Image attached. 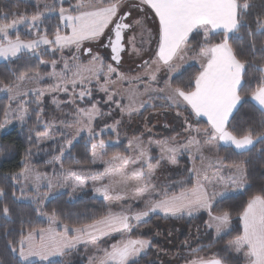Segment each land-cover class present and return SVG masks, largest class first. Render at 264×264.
I'll return each instance as SVG.
<instances>
[{
    "label": "snow or ice",
    "instance_id": "obj_1",
    "mask_svg": "<svg viewBox=\"0 0 264 264\" xmlns=\"http://www.w3.org/2000/svg\"><path fill=\"white\" fill-rule=\"evenodd\" d=\"M59 4V21L66 31H61L60 27L49 34L47 28L41 29L43 18L50 13L57 11L55 5ZM68 3V7L63 5ZM143 6L141 11L143 19L136 18L132 23L126 21L132 19L131 9L124 11L125 5L122 0H53L49 4L37 5V10L31 15L15 12H0V58L5 60L19 59L24 55L36 57L40 65L51 64L52 72L41 75L40 67L30 70L29 73H22L15 83L5 84L3 89L9 93L11 101H20L16 111L21 112L20 119L23 120L28 115L24 104L32 103L27 100L29 94L34 95L35 102L39 105L40 98L45 91L51 93L63 92L67 94L69 88L72 95L84 101L86 97H91L92 88L88 87L93 83L100 86L108 97V101L121 108V112H127L129 116L140 114L149 107H168L177 109V115H181L179 109L189 112L195 117H206L207 126L203 129L195 128L188 123L186 131L189 135L184 141H177L175 138L162 141L147 142L148 147L141 138L129 140V146L133 147L138 156H126L114 154L109 161H105L106 171L103 174L88 173L81 174L73 172L71 169L64 170L60 165V180L65 185H70L72 191L83 188L85 183L91 179L97 193H102L105 199H111V193H115L118 199L121 191L131 189L135 192L133 200L139 199L144 205L142 210L134 211L133 206H120L119 211H113L115 205H106V212L98 218H92L90 223L73 227L64 224L58 219L56 209H53L50 216V225L44 229H29L25 234L23 227L19 229V247H16L15 240L6 241V247L13 254H18L19 264H25L29 257H38L40 261H48L49 257L60 255L72 250L80 243H95L102 238L112 237L113 233L120 235L110 248L97 249L102 252V256L96 257L98 264H139V257L145 250L151 247V241L142 238H133L132 233L141 224L147 223L152 215L162 214L165 217L179 218L185 213L189 216L205 211L208 215L206 227L214 229L216 239H222L231 231V212L226 209H217L218 198L226 199L229 195L227 189H235L238 193L247 187H251L247 182L248 161H241L232 165L223 166V158L218 155L205 156L206 151H210L214 146H225L231 148L238 154L250 151L257 143L264 144V64L256 62L254 57L259 56L264 60V40L257 46L255 37H264V18L256 17L254 21L247 19L251 4L249 2L240 3L239 0H139L137 7ZM41 7L43 11H41ZM122 13V14H121ZM149 13L154 14L158 19V47L154 52V58L145 60L140 65L143 69L138 75L128 77L118 71L117 67L105 65L99 54L92 55V60L87 65L76 63L77 56L72 60L63 58V68L56 71L58 63L56 60L45 61L42 55L47 52L63 54L65 49L75 48L77 52L85 41L98 42L102 47L110 48L111 59L117 64L120 63L121 54L125 51V45L132 46L135 54L140 55L143 48V39L140 48L136 47L135 38L128 37V31L135 28H143ZM9 16L13 18L9 20ZM20 24L30 26L29 34L32 38L22 40L17 34L13 39L10 32L17 29ZM113 26V27H110ZM255 25V27H253ZM35 29L33 33L31 30ZM245 31L242 33L241 30ZM107 30V32H106ZM202 35V41L190 44V34ZM247 36L250 38V55L253 59L242 60L239 56L243 49L234 47L235 40H243ZM219 37V39H216ZM107 41L105 44L104 41ZM44 48L42 53L41 48ZM90 55L92 50L86 49ZM198 61V71L190 75L187 80L183 79L184 72L193 65L187 61ZM254 70L257 75H249L248 69ZM75 69V70H73ZM71 73V76H69ZM87 73L88 75H84ZM115 75L117 80H111ZM101 76L104 77V84H100ZM45 78L54 80L55 83L47 87L46 90L28 89V84L38 83ZM119 81H128L138 84L143 88H130L127 99L129 106L125 108L121 100L115 99L118 94L109 91V86ZM255 82V86H253ZM80 91L77 92L76 89ZM247 88V91L245 89ZM245 94L242 96L241 93ZM143 97H147L143 99ZM55 103V101H54ZM72 104L76 100L71 101ZM89 103H91L89 101ZM245 103L252 104L259 113V120L255 118L248 120H238L237 112ZM11 105L4 109L5 123ZM102 115L95 103L90 107L75 109L73 121L77 127V136L83 127L87 128L89 139L95 140L96 134L92 128V122ZM117 124L119 122H116ZM71 123H66L64 129L58 128L61 132V139H64V131L71 128ZM115 128V125L110 126ZM103 132V129H101ZM195 133L194 135L191 133ZM49 136L46 131L37 134V140H45ZM75 137L65 140V145L60 148L61 153L65 151V146L69 149L74 146ZM104 139L91 144L92 159L95 163L97 149L104 153L106 145ZM155 143L159 148V157L150 155V146ZM264 151V149H262ZM195 152V154H193ZM188 153L194 160L197 157L201 160L214 161L216 165L227 168V176L219 169L213 173L215 179L210 180L207 173L201 174L195 167L190 169L191 175L195 174L196 181L191 188H182L179 193L169 194V188L176 187V183L165 187H159L153 183L156 179V172L162 162L176 164L178 154ZM59 160L60 157H56ZM155 160V165L152 161ZM115 162H120V167H116ZM129 166L131 171L129 172ZM31 170L25 167L21 172L12 175L13 181L19 180L21 176L28 177ZM120 177L121 188L111 186L113 178ZM45 176L36 173L33 177V190L36 196L33 198L38 204L42 198H47L49 193H40L41 186L51 191L52 181L41 185V180ZM57 180V183L60 182ZM109 181V183H105ZM183 184L185 181H179ZM16 186V185H14ZM223 187L224 192L217 189ZM0 189V196L6 195ZM23 195V191L21 192ZM152 196H160V199H152ZM15 200V192L12 193ZM147 197V199H145ZM12 209L8 204H3L0 208V215L8 218ZM34 211L39 212L36 208ZM242 221V234L229 240L222 251L215 252L208 258L195 257L188 261V264H264V185L259 191L251 195L239 214ZM22 224L24 221L21 222ZM63 224V230L57 228ZM75 233V235H69ZM8 234H11L9 230ZM38 237V239H37ZM202 249H193V254ZM0 264H4L0 261Z\"/></svg>",
    "mask_w": 264,
    "mask_h": 264
},
{
    "label": "trees",
    "instance_id": "obj_2",
    "mask_svg": "<svg viewBox=\"0 0 264 264\" xmlns=\"http://www.w3.org/2000/svg\"><path fill=\"white\" fill-rule=\"evenodd\" d=\"M249 0H247L248 2ZM74 4L77 0H71ZM240 3L246 2V0H239ZM68 7V3L63 5ZM19 11L21 14H27L31 16L37 7L34 2L28 0H0V12H15ZM13 17L9 16V20ZM43 28L49 30V34L53 32L57 26L61 29V22L57 14L45 17L42 21ZM255 27V25H253ZM245 30L242 29L243 33ZM23 33V32H22ZM202 35L197 33L190 34L189 43L196 44L197 41H202ZM219 39V37H216ZM257 46L264 40V37H255ZM239 45L240 49H243V53L239 56L242 60L253 59L250 55V38L245 36L243 40L234 39V47ZM43 53V51H42ZM57 54L50 52L44 53L42 59L45 61H52L57 58ZM257 63L264 64L259 56V53L254 57ZM186 72H184L183 79L187 80L188 77L198 71L197 64H191ZM40 67V72L47 74L50 72V65H40V61L33 56L24 55L19 59L1 61L0 62V84L15 83L17 77L22 73H29L30 70ZM249 75H257L253 69H248ZM255 86V82H253ZM247 91V88L245 89ZM245 93L242 92L243 96ZM59 98L64 99V103L61 107L57 108L53 103L50 96H46L41 107L44 109L46 117H50L51 113L56 115L59 111H67L69 103L66 98L61 95ZM93 101V100H92ZM91 102V101H90ZM9 100L7 97H0V116L4 115V109L9 106ZM93 103V102H92ZM91 105V104H89ZM36 104L32 102L30 106V114L27 122L22 126H17L1 136L0 139V189H3L6 195L0 196V208L3 204H8L12 209L8 218L0 215V261L4 264H19L18 254H13L6 247V241L15 240L16 247H19V229L23 227L25 234L29 229H41L50 225L49 216L53 209L57 210L58 219L63 221L64 224H69L73 227H79L82 224L91 222L92 218H98L106 212V202L103 198L95 196L91 190L83 191L78 195L71 196L68 192H62L52 197L45 203L42 211H34L36 205L27 201L19 199L20 188L18 182L13 181L10 177L16 173H19L25 166L26 161L31 164L40 172L45 174H52L61 171V168L57 164L50 163L48 160L52 159L54 155L60 152V144L58 141H52L45 144H39L37 140V134L45 132V128L40 124L38 118V111L34 108ZM105 106V105H104ZM66 115V114H65ZM238 120L255 121L259 120V113L253 107L252 104L245 103L243 107L237 112ZM113 118H103L99 121L97 126L103 127L111 124ZM198 122H203L199 119ZM104 138H111L113 134L108 132L102 135ZM128 142L123 141L117 144L106 145L105 155L122 154L128 155L129 150L127 148ZM264 144L257 143L250 151H246L243 154H238L231 148L220 146L218 149V155L223 158L224 162L228 165L239 163L241 161H248V177L247 182L251 187H247L241 193L228 196L226 199L219 200L217 203V209H226L231 212V228L232 231L217 240L214 236L213 229L206 227L208 221V215L206 212H201L199 215L189 219H178L173 217H165L160 215H153L147 221V223L141 224L136 230L133 231V238L148 239L151 241V247L145 250V253L139 257V264H161L160 259L164 254L160 253V247L162 245V237L164 230L167 234L168 227L171 228L172 224H178L174 226V238L176 240L174 246V257L180 259L178 262L183 264L195 257H210L215 252H220L224 248V245L234 239L236 236L242 234L243 227L239 214L243 211V207L246 206L248 198L257 193L264 185ZM180 157L179 163L183 167L184 174L188 175L189 170V157L186 153ZM61 164L64 170L71 169L73 172L82 173H102L104 171V164H94L91 159V142L86 135H82L77 141L74 142V146L66 151ZM184 165V166H183ZM188 176L185 183L178 184L176 187L169 188V193L177 192L185 187L193 185V177L191 176V182ZM174 182L180 179L177 176L172 177ZM182 181V180H181ZM179 182V181H178ZM16 185V186H14ZM15 192V200L12 197V193ZM136 209L141 205L135 204ZM24 221L22 224L21 222ZM11 230V234L8 232ZM171 230H173L171 228ZM121 239L120 235L114 234L112 237H107L99 244L105 243L110 247L113 242ZM112 243V244H111ZM111 244V245H109ZM85 246H79L73 250L66 252L62 257L52 259L46 262L34 261L25 264H89L90 249H86ZM193 249H202L198 253L193 254Z\"/></svg>",
    "mask_w": 264,
    "mask_h": 264
},
{
    "label": "rangeland",
    "instance_id": "obj_3",
    "mask_svg": "<svg viewBox=\"0 0 264 264\" xmlns=\"http://www.w3.org/2000/svg\"><path fill=\"white\" fill-rule=\"evenodd\" d=\"M31 2H34V4L37 5H43L45 2L51 4L53 3V0H28ZM251 4V8L249 9V15L247 19L251 22L254 21L256 17H261L264 18V0H249L248 1ZM122 4L125 5L124 11H129V8L131 9V17L132 19L126 21L128 23H132V20L136 18H141L143 19L142 15V5L140 7H137L139 5V0H122ZM57 11L54 13L47 14L45 17L52 16L57 14L58 15V9L60 5L57 3L55 5ZM43 11V8L41 7L40 9ZM122 14V13H121ZM44 17V18H45ZM43 18V19H44ZM148 25L151 26L148 28ZM41 29H44L42 26V23L40 25ZM110 27H113L110 25ZM156 28V21L151 17V13H149L148 18L143 26V28L137 27L135 28L134 31H128L126 33V39L128 37H134L135 38V43L136 47L140 48L141 45V40L143 39V48L140 51V55H137L133 52L132 46L129 44H126L125 51L122 54V61L119 65H116L114 62L111 61L110 59V52L109 48L102 47L100 43L98 42H89L85 41L82 46L81 50L79 52L76 51L75 48H70V49H65L63 51V54L60 52H56L57 58L55 59L57 62H60L62 60V55L63 58H67L68 60H72V57L75 55L78 57L76 60V63L79 64H85L87 65L89 61L92 60V55L99 54L100 57H102L105 68L104 71H107L106 65L107 64H112L113 67H117L118 71L120 73L125 74L128 77H133L135 75L140 74L143 72V69L140 67V65L143 63L145 60H151L154 58V47L155 43L152 44L151 42V33L155 31ZM29 29L30 26L27 24H20L17 26L16 30H13L10 32L11 37L14 39L15 36L18 34L22 40H29L32 38V35L29 34ZM150 29V30H149ZM68 29H65L63 24H61V31H66ZM149 30V31H148ZM33 33L35 32V29L31 30ZM23 32V33H22ZM107 32V30H106ZM156 38V33H154V39ZM104 43L106 44L107 41L105 40ZM91 49L92 54L90 55L86 49ZM41 51H44V48L42 46ZM51 53V52H50ZM1 61H8L5 60L4 58H0ZM188 63H192V60H188ZM194 64V63H192ZM50 65V72H52V67ZM199 66V65H198ZM63 68V63L60 62L58 63V67L56 68L57 72H60L61 69ZM75 70V69H73ZM48 72V73H50ZM41 73V72H40ZM41 75H46L44 73H41ZM84 75H88L87 73H84ZM69 76H71V73H69ZM111 80L115 81L117 80V77L115 75L111 76ZM55 81L51 79L45 78L44 80L38 82V83H31L27 85V88L24 90L27 91L28 89H41V90H46L47 87L51 84H54ZM100 84H104V77L101 76L100 78ZM5 84H0V97H7L9 100V105H11V111L9 112L8 118H7V123H5V118L4 115L0 116V139L1 136L9 131L10 129L17 127V126H22L24 125L29 117L30 114V106L32 103H27L24 104V107L27 108L28 115L25 116L23 120L20 119L21 117V112L16 111L18 105L21 103L20 101H11L9 99L10 96L14 95V92L9 93L3 89V86ZM88 87L92 88V95L91 97H86L84 101H80L76 97L72 95V90L69 88V92L67 94L63 92H57V93H51L48 91H45L44 96L40 98L41 103L38 105L35 102L34 95L29 94L26 99L33 101L36 106L34 107L38 111V118L40 124L45 128V132H49V136L45 140H38V143L45 144L48 142L52 141H58L60 144V148L62 145H65V140L66 139H71L75 137V141H77L82 135H86L88 140L91 142H98L99 139H104L108 144H117L121 143L123 141L128 142V150L129 154L126 156H138V153L133 147L129 146V140H134L136 138H141L145 142V146L148 147L147 142L149 140L155 142V141H162L165 139H170V138H175L177 141H184L186 137L189 135V132L186 131L187 125L184 123L185 121V116L187 117V113L183 110L179 109V112L181 115H177V109L175 108H168V107H160V105H157L155 108L149 107L146 110H143L142 113L140 114H134L132 116H129L127 112H121V108L117 107L116 104L108 101V97L105 94L104 91L100 90V86L93 83L91 85H88ZM130 88H138L139 91H143L142 87H139L138 84L136 83H129L128 81H119L118 83L114 85L109 86V91H114L117 92L118 94L115 96V99L120 100L121 96L124 97V99L121 100L122 105L127 108L129 106V100L127 99L128 95V90ZM77 92L80 91L79 88L76 89ZM62 96L63 98H66L69 103V108L67 107V111H59L56 113V115L52 114L50 117H46L44 114V109L41 107L44 98L46 96H50L53 103L55 101V105L57 108L61 107V105L64 103V99L59 98V96ZM147 97H143V99H146ZM75 99L76 103L72 104L71 101ZM93 100V101H92ZM95 103L99 111L102 113V115L98 116L96 119L93 120L92 122V128L94 130V133L96 134L95 140H90L88 131L86 127H83L82 131H80L79 136H77V127H80L75 124L73 121V115L75 113V109L77 107L84 108V107H90L91 103ZM105 105V106H104ZM66 114V115H65ZM103 118H113L111 121V124L108 126H103L99 127L97 124L99 121ZM182 118V119H181ZM188 123L193 126V129L195 128H200L202 129L201 126H197V123L192 122L190 119H187ZM116 122H119L118 124ZM66 123H71L72 127L67 128L64 131V139H61V132L58 131V128L64 129V125ZM115 125V128L110 127ZM101 129H103V132H101ZM44 132V133H45ZM108 132H111L113 136L111 138H104L102 135L106 134ZM43 134V133H42ZM191 134H195L194 132ZM222 146V145H221ZM69 148L65 146V151L63 153L58 152L54 157L50 160H48L50 163L61 165V160L66 153V151ZM219 149V148H218ZM106 151V149H105ZM104 153H101L99 149H97V155L95 157V163L94 164H104V171L102 173H96V174H103L106 171V165L105 161H109L110 158L113 155L106 156ZM160 150L158 147H156L155 143H153L150 146V155L154 157H159ZM187 154V153H186ZM195 154V152L193 153ZM184 154H178L177 160L183 156ZM206 157L207 156H213L216 155L213 153V148L210 151H206L204 154ZM219 156V155H218ZM56 157H60L59 160H56ZM220 157V156H219ZM222 158V157H220ZM91 159H92V150H91ZM200 160V159H199ZM197 158L192 159V169L195 167L199 172L203 173H209L208 170H203V164H198L202 163L201 160L199 161ZM224 161V160H223ZM93 162V159H92ZM116 167H120V162H115ZM156 161L153 160L152 164L155 165ZM198 164V165H197ZM215 165V162H214ZM184 166V165H183ZM27 167L28 169L31 170V173L29 176L26 178L24 176H21L18 180V186L20 188L19 191V199L23 201H27L30 203H33L36 205L37 208L40 209V212L42 211L43 206L47 201H49L52 197L56 196L59 193L62 192H68L71 196L73 195H78L82 193L83 191L86 190H91L92 193L95 196L101 197L105 200L106 204H113L115 207H113V211H119L120 206L128 207L129 205L133 206V210L136 208L135 204L141 205V207H144L142 203H140L139 199L133 200L132 197L135 196V192L132 191L131 189L127 191H121L120 196L122 198L118 199L116 197L115 193H111V199H105L102 195V193H97L94 191L95 187H98L99 185H94L91 182V179H89L83 188H79L76 191H72V188L70 185H65L62 180H60V176L62 175L61 171L57 172L55 169L56 173L52 174H45V173H40L29 161H26L25 166L23 169ZM191 167V166H190ZM22 169V170H23ZM190 169V168H189ZM21 170V171H22ZM129 172L131 171V167L129 166ZM20 171V172H21ZM36 173L41 174V176H45L46 178L41 180V185H44L48 182V179H51L52 181V189L49 191L48 188L41 186L39 189L40 193H45L48 192L49 195L47 198H42L41 203H37L33 198L37 195L36 192L33 190L32 185L34 184V175ZM188 173L190 175V172L188 170ZM81 174H88V172H82ZM189 175H185L183 172V167L180 166V163L177 162L176 164H171V163H165L162 162L159 169L156 172V179L153 181V183L158 185V190L159 187H165L169 184L172 183H178V181L185 180ZM177 176L180 179L177 180V182H174V179H171L172 177ZM191 176H195V174H192ZM186 177V178H185ZM57 180H60L59 183H57ZM17 182V181H16ZM105 183H109V181H105ZM180 184V183H178ZM111 186L115 188H121L120 185V177L116 176L113 178V181L111 182ZM23 191V195H21V192ZM217 191L219 192H224L225 189L223 187L218 188ZM227 192L230 194L236 193L237 191L235 189H227ZM154 196L151 198L153 199ZM147 199V197H145ZM50 222V220H49ZM178 224H172L171 230L170 227H168V232L167 234L164 230V234L161 235L162 237V245L160 247V253L164 254L158 261L161 262V264H180L178 261L180 259L174 257V246H175V238H174V226H177ZM214 231V229H213ZM215 233V231H214ZM216 237V233L214 234ZM119 240V239H118ZM114 243V242H113ZM112 244V243H111ZM109 244V245H111ZM108 245L106 246L105 243H101L99 245H93L92 246V251L94 252L93 256L89 257V264H95V258L97 257V249H105L107 248ZM66 253V252H65ZM58 257H62L58 255ZM207 258V257H203ZM53 258H49V260H52ZM191 260V259H190ZM189 260V261H190ZM46 262V261H44ZM183 264H188V261L184 262Z\"/></svg>",
    "mask_w": 264,
    "mask_h": 264
},
{
    "label": "crops",
    "instance_id": "obj_4",
    "mask_svg": "<svg viewBox=\"0 0 264 264\" xmlns=\"http://www.w3.org/2000/svg\"><path fill=\"white\" fill-rule=\"evenodd\" d=\"M151 17L156 21V28H155V31L153 32V34L151 33V36H152V38H151V42H152V44L153 43H155L156 45H155V47H154V49L156 50L157 49V47H158V19H156V18H154V14H152L151 13ZM149 27H151V26H149L148 25V28ZM150 30V29H149ZM148 30V31H149ZM154 33H156V38L154 39ZM154 50V51H155ZM187 63H188V61H187ZM192 63H194V64H197V65H199V62L198 61H192ZM192 63H188V64H192ZM180 110H183V111H185L184 109H180ZM186 113H187V117L185 116V118H187V119H190L192 122H194V123H197V126H201L202 127V129L204 128V127H206L207 126V123H206V121H207V118L206 117H199V118H197V117H195V115L193 114V115H189V112H187V111H185ZM182 119V118H181ZM199 119H201V120H203V122H198V120ZM220 146H214L213 147V153L214 154H216V155H218V148H219ZM187 155H188V157H189V168L190 169H192V158L189 156V154L187 153ZM180 159V158H179ZM179 159L177 160V162H179ZM197 159L199 160L200 158H198L197 157ZM201 160V159H200ZM199 160V161H200ZM201 162L202 163H198L199 165L200 164H203L204 166H203V170L205 171V170H208L209 171V173L207 174L208 175V177H209V179L210 180H213V179H215V176L213 175V173L215 172V171H217L218 169L220 170V171H222L223 172V174L225 175V176H227V168L226 167H223V166H227L228 164H226L224 161H222V164H223V166H218V165H214V161H209V160H207V159H205V160H201ZM192 164V165H191ZM197 164V165H198ZM191 166V167H190ZM189 169V170H190ZM202 173H203V171H202ZM201 173V174H202ZM188 175H189V173H188ZM190 176V175H189ZM193 177V184L195 183V181H196V176H192ZM193 186V185H192ZM192 186H190V187H185V188H191ZM181 190H179V191H177V192H172V193H179ZM219 192V191H218ZM172 193H169V194H172ZM238 192H236V193H232V194H230V195H234V194H237ZM230 195H228V196H230ZM161 197L160 196H154L153 197V199H160ZM220 199L218 198V201H219ZM143 209V207H140V208H138V209H134V211H139V210H142ZM201 212H205V211H200V212H198V213H195V214H193V215H191V216H189L187 213H185L184 215H182L181 217H179L178 219H181V218H184V219H189V218H192V217H195V216H197V215H199ZM160 216H163L162 214H159ZM153 216V215H152ZM151 218V217H150ZM173 218H176V217H173ZM149 220V219H148ZM49 227V226H48ZM48 227H46V228H48ZM46 228H44V229H46ZM63 230V224H61L58 228H57V231H62ZM115 233H113V235H114ZM69 235H75V233H69ZM107 238V237H106ZM37 239H38V237H37ZM105 238H102L101 240H99V241H96L95 243H80V244H78L75 248H77V247H79V246H85V247H87L86 249H90L89 251H90V253H89V255L90 256H93L94 255V252L92 251V246L93 245H99V243L102 241V240H104ZM111 247V246H110ZM110 247H107V248H110ZM75 248H73V249H75ZM72 249V250H73ZM68 252V251H67ZM102 252H98L97 253V257H100V256H102ZM95 256V255H94ZM49 258H53V259H56V258H59L58 257V255H56V256H51V257H49ZM34 261H40V259L38 258V257H29V261L28 262H25V263H30V262H34ZM95 264H98V262L97 261H95Z\"/></svg>",
    "mask_w": 264,
    "mask_h": 264
},
{
    "label": "water",
    "instance_id": "obj_5",
    "mask_svg": "<svg viewBox=\"0 0 264 264\" xmlns=\"http://www.w3.org/2000/svg\"><path fill=\"white\" fill-rule=\"evenodd\" d=\"M125 48H126V45H125ZM122 54H123V52H122ZM122 54H121V60H120V63H121V61H122ZM110 59H111V50H110ZM111 61L114 62L116 65H119V64H120V63L117 64V63H116L115 61H113L112 59H111Z\"/></svg>",
    "mask_w": 264,
    "mask_h": 264
}]
</instances>
